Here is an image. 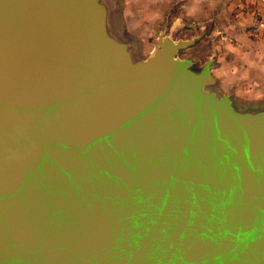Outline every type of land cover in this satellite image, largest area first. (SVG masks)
I'll return each instance as SVG.
<instances>
[{
	"label": "water",
	"instance_id": "water-1",
	"mask_svg": "<svg viewBox=\"0 0 264 264\" xmlns=\"http://www.w3.org/2000/svg\"><path fill=\"white\" fill-rule=\"evenodd\" d=\"M112 1L0 0V264H264V102Z\"/></svg>",
	"mask_w": 264,
	"mask_h": 264
},
{
	"label": "crops",
	"instance_id": "crops-1",
	"mask_svg": "<svg viewBox=\"0 0 264 264\" xmlns=\"http://www.w3.org/2000/svg\"><path fill=\"white\" fill-rule=\"evenodd\" d=\"M260 6L264 9L254 0H122L119 14L124 25L147 32V37L155 38L165 28L170 37L175 32L183 33V40L197 38L188 48L208 38L209 56L200 64L188 58L198 66L213 60L211 72L219 90L253 105L264 102V32H249L251 15Z\"/></svg>",
	"mask_w": 264,
	"mask_h": 264
},
{
	"label": "rangeland",
	"instance_id": "rangeland-1",
	"mask_svg": "<svg viewBox=\"0 0 264 264\" xmlns=\"http://www.w3.org/2000/svg\"><path fill=\"white\" fill-rule=\"evenodd\" d=\"M99 1V0H97ZM112 3L113 1L110 0ZM117 1L116 3L120 5V9H121V2L122 0H115ZM121 11V10H120ZM120 11H115L114 14H112V18L114 19V22H115V25L114 27L116 29H114L113 26H108V25H105V28L103 29L104 31H110L111 32V27L114 29V33L120 37L123 36V34L125 33L127 36H129V38H134V40H136L137 42V56L139 57H145L147 56L153 49L154 47V41L156 40V37H147L145 36V34L147 32H144V31H135V30H131L127 27L126 23L125 25L123 24V21L120 17ZM166 24V23H165ZM168 25V24H167ZM110 27V29H108ZM127 27V29H126ZM125 31V32H124ZM109 32V33H110ZM181 31H178L177 30V33H179ZM124 34V35H125ZM137 34V35H135ZM144 35L143 37H139L138 35ZM171 37L174 38V39H181L183 38V33H180V34H176L175 32H172L171 33ZM212 43L210 42V40L208 38H201L196 45L188 48V49H185V50H182L180 52V57L181 58H195L196 61L200 64L202 63L206 58L207 56H209V50L207 49H211V46ZM204 52V53H203ZM203 53V54H202ZM255 105H250V106H254V107H257L256 105H259L258 103H254ZM246 107L242 108L240 111H243V112H239L238 113V116L239 117H242V118H251L252 117V114H259L261 112H258L259 110H253L251 112L252 109H250V107H248L249 105L245 104ZM261 106H259L260 108Z\"/></svg>",
	"mask_w": 264,
	"mask_h": 264
},
{
	"label": "built area",
	"instance_id": "built-area-1",
	"mask_svg": "<svg viewBox=\"0 0 264 264\" xmlns=\"http://www.w3.org/2000/svg\"><path fill=\"white\" fill-rule=\"evenodd\" d=\"M260 5H264V0H254ZM249 32L253 36H259L264 32V9L257 7L251 15V27Z\"/></svg>",
	"mask_w": 264,
	"mask_h": 264
}]
</instances>
